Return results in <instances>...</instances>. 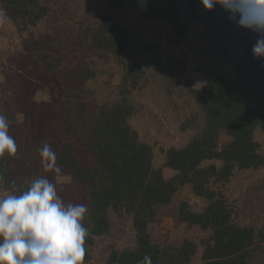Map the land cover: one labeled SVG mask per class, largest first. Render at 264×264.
I'll return each mask as SVG.
<instances>
[{"label":"rangeland","instance_id":"374dc122","mask_svg":"<svg viewBox=\"0 0 264 264\" xmlns=\"http://www.w3.org/2000/svg\"><path fill=\"white\" fill-rule=\"evenodd\" d=\"M53 2V19L51 15L43 17L28 30H22L21 20L10 17L0 3V114L9 121V134L17 143L16 154L5 157L4 169L15 172L19 181H23L16 185L15 192L20 188L26 190L27 184L44 177L56 185L65 203L83 204L89 212L92 186L76 180L57 161L60 173L46 171L39 150L47 144L57 156L67 145L80 166L94 167L95 157L79 136L85 139L89 129L85 126L90 124L100 105L121 99L120 88L129 80L128 70L138 66L143 73L138 86L128 95L135 107L128 122L137 130L139 140L152 145L153 166L162 167L166 178L174 176L177 171L163 167L165 150L182 147L205 124L189 87L200 88L206 82L207 70L235 76V62L243 53L242 37L246 29L227 22L222 8L224 13L219 11L212 26L190 20L181 12L178 18L185 30L181 36L162 18L114 12L115 19L128 30L130 43L117 56L110 46L92 47L90 40L79 42L80 30L99 24L110 6L108 0H50ZM42 37L49 39L47 59L37 47ZM85 66L95 72L96 79L88 83L94 91L91 94L87 87L81 88L75 99L64 88L69 89V79ZM63 71L72 74L62 76ZM183 123H187L185 130L181 128ZM254 135L264 153V132L257 128ZM229 140L230 137L222 133L220 146ZM211 163L217 167L223 164L221 160H205L201 166ZM6 186V179L0 177V195L13 191ZM211 187L220 190L232 207L233 222L253 227L256 233L264 230V168H235L229 181L212 182ZM174 197L172 205L186 200L189 208L197 211H202L207 204L205 199L195 197L188 184L181 186ZM108 217V234L94 236L91 253L95 258L83 264H107L112 245L120 249L137 243L131 215L110 210ZM174 223L172 215H159L157 222L150 224L151 239L167 245L177 244L184 233L197 239L210 234L209 230L195 226L185 229ZM202 250L199 247L188 264H204ZM248 264H264V241L250 250Z\"/></svg>","mask_w":264,"mask_h":264},{"label":"trees","instance_id":"16d2710c","mask_svg":"<svg viewBox=\"0 0 264 264\" xmlns=\"http://www.w3.org/2000/svg\"><path fill=\"white\" fill-rule=\"evenodd\" d=\"M108 1L110 6L99 24L95 28L88 26L80 30L79 42L90 40L92 47L110 46L117 56L130 43L128 30L115 19L114 12L132 13L151 19L162 18L172 25L178 36L185 31L178 18L181 12L188 19L206 26H212L219 11L222 13L219 5L211 11H203L200 0ZM0 3L10 17L21 20L19 26L22 30L37 25L48 15L53 19L51 9L55 4L50 3V0H0ZM225 17L232 26H238L229 19L227 12ZM257 39L258 34L246 30L242 37L243 53L235 62V76L207 70L206 82L200 88L189 87V93L198 105L205 124L182 147L165 150L163 167L177 171L174 176L166 178L162 167L153 166L152 145L139 140L137 130L128 122L135 113L128 95L138 86L143 73L138 66L128 70L126 75L129 80L120 88L121 99L100 105L90 124L85 126L89 128L87 135L84 132L87 138L79 136L95 157L94 167L80 166L67 145L57 154L56 161L70 171L76 180L86 181L92 186L90 208L84 220L88 228L84 262H91L95 258L91 253L95 244L94 236L108 234V214L111 210L120 215L127 213L132 216L137 243L120 249L112 245L106 258L107 264H141L145 256L151 257L152 264H188L199 247L203 249L201 258L204 264H248L250 250L264 241V230L256 233L253 227L233 222L232 207L227 204L220 190L211 187V183H226L235 168H264V153L260 151V142L254 135L257 128L264 132V59L255 58L252 54ZM48 42L49 39L42 37L37 46L46 59L50 53ZM71 74L63 71L62 76ZM95 76L90 66L82 67L74 73V78L69 79L70 82L66 80L68 78L64 80L70 83L69 89L65 86V92L72 93L78 99V91L87 87L92 94L94 87H89L88 83L95 80ZM186 127L187 123L181 125L182 130ZM222 133L228 135L230 140L220 146L219 137ZM5 157L11 156L5 154L0 157V177L6 179L7 189L14 191L16 185H21L23 181H19L15 172L4 169ZM205 160H221L223 164L221 167L214 163L201 166ZM187 184L192 187L197 198L207 201L202 211L189 208L186 200L172 205L179 188ZM23 190L20 188L17 191ZM163 213L172 215L177 227L189 229L195 226L199 230H209L210 234L197 239L184 233L177 244L162 245L151 239L149 228Z\"/></svg>","mask_w":264,"mask_h":264},{"label":"clouds","instance_id":"9594fccd","mask_svg":"<svg viewBox=\"0 0 264 264\" xmlns=\"http://www.w3.org/2000/svg\"><path fill=\"white\" fill-rule=\"evenodd\" d=\"M205 10L219 5L241 28L258 34L252 47L264 59V0H200ZM9 121L0 114V157L17 152ZM46 171L60 173L57 156L45 144L40 150ZM88 208L65 203L47 178L34 179L26 190L0 195V264H83ZM141 264H152L145 256Z\"/></svg>","mask_w":264,"mask_h":264},{"label":"crops","instance_id":"0c3cea01","mask_svg":"<svg viewBox=\"0 0 264 264\" xmlns=\"http://www.w3.org/2000/svg\"><path fill=\"white\" fill-rule=\"evenodd\" d=\"M196 197V196H195ZM179 229V228H178ZM183 230V229H182ZM181 238H183V236H180L178 239H181Z\"/></svg>","mask_w":264,"mask_h":264}]
</instances>
